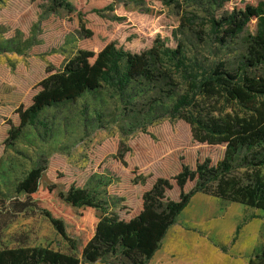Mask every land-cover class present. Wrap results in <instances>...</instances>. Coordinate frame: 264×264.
Returning a JSON list of instances; mask_svg holds the SVG:
<instances>
[{
  "label": "rangeland",
  "instance_id": "374dc122",
  "mask_svg": "<svg viewBox=\"0 0 264 264\" xmlns=\"http://www.w3.org/2000/svg\"><path fill=\"white\" fill-rule=\"evenodd\" d=\"M52 1L0 0V207L2 200H25L16 193L18 183L45 164L40 206L63 220L72 239L83 246L94 228L60 200V192L84 187L109 213L128 221L140 212L143 195L157 179H171L184 165L195 167L205 159L217 163L224 148L197 143L190 126L169 114L173 100L144 81L124 91L103 84L75 102L48 108L37 125L25 127L11 141L9 132L19 125L17 111L32 104L38 84L61 71L80 50L99 52L110 42L134 53L151 48L157 39L175 48L176 32L184 45L183 71L191 74L219 62L238 65L245 49L241 38L219 43L211 26L216 6L209 0L178 5L124 0L99 15L92 11L113 0H71L76 11L70 14L54 11ZM258 1L235 0L226 7ZM249 31H255V22ZM176 79L180 95L186 83L181 72L176 71ZM179 194L174 184L166 198L177 200ZM1 222L0 250L40 246L70 253L36 209L27 208L2 228ZM262 246L263 211L198 194L148 264H248ZM95 264L131 263L118 251Z\"/></svg>",
  "mask_w": 264,
  "mask_h": 264
},
{
  "label": "trees",
  "instance_id": "16d2710c",
  "mask_svg": "<svg viewBox=\"0 0 264 264\" xmlns=\"http://www.w3.org/2000/svg\"><path fill=\"white\" fill-rule=\"evenodd\" d=\"M121 1L125 3L113 0L92 12L99 15L114 11L115 3ZM181 1L164 0V4L178 5ZM233 1L209 0V4L216 6L211 26L219 43L228 45L241 38L245 51L238 65L219 62L199 73L183 71L184 45L176 32L175 48L157 39L151 48L137 53L115 42L99 52L80 50L61 71L49 73L38 84L32 104L17 111L19 125L9 132V139L17 140L25 127L37 125L44 110L75 102L103 84L124 91L133 83L144 81L173 100L169 114L190 126L197 143L223 147V158L217 163L205 159L195 167L184 165L175 177L157 179L143 195L140 212L128 221L109 213L84 187L71 186L60 192V200L94 228L83 246L72 239L63 220L40 206L39 194L48 172L47 165L40 164L16 187V193L25 200L15 197L1 201V228L27 208L36 209L50 221L70 253L40 246L2 249L0 264H95L118 251L131 264H148L177 218L198 194L264 212V0L243 8H227ZM52 4L56 12L76 11L71 0H53ZM78 16L84 30L82 13L78 12ZM253 22L255 31L251 33L249 26ZM176 71L182 73L186 83L180 95ZM173 182L180 190L177 200L166 198ZM248 264H264V246L249 258Z\"/></svg>",
  "mask_w": 264,
  "mask_h": 264
}]
</instances>
